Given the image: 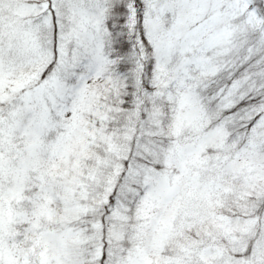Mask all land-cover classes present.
Masks as SVG:
<instances>
[{
	"label": "snow or ice",
	"instance_id": "1",
	"mask_svg": "<svg viewBox=\"0 0 264 264\" xmlns=\"http://www.w3.org/2000/svg\"><path fill=\"white\" fill-rule=\"evenodd\" d=\"M0 264H264V0H0Z\"/></svg>",
	"mask_w": 264,
	"mask_h": 264
}]
</instances>
